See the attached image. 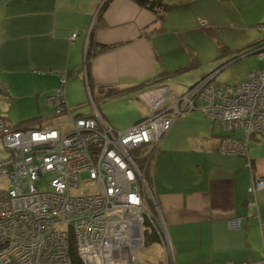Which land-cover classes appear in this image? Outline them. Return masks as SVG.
I'll return each instance as SVG.
<instances>
[{
	"label": "crops",
	"instance_id": "obj_1",
	"mask_svg": "<svg viewBox=\"0 0 264 264\" xmlns=\"http://www.w3.org/2000/svg\"><path fill=\"white\" fill-rule=\"evenodd\" d=\"M104 2L0 0V93H6L7 101L35 103L37 117L30 125L66 120V116L56 117L55 108L45 102V96L59 85V76L66 74L71 117L97 111L113 128L127 130L150 114L138 100L141 91L158 86L169 89L168 78L189 72L175 73L193 59L198 67L200 56L208 51L206 43L200 53L196 51L182 32L177 33L178 41H167L165 19L158 21L154 12L134 0H110L99 16ZM211 3L198 0L191 7L198 16L211 18ZM254 11L251 25L257 26L264 22V1ZM215 16L219 21L229 17ZM260 31L264 37V30ZM72 33L77 34L75 39L70 38ZM90 38L113 48L86 64ZM249 55L238 54L221 66ZM261 67L259 61L255 70ZM83 89L91 113L73 114L84 106ZM100 91L111 95L95 106L93 98ZM235 133L192 111L178 117L161 142L153 164V190L174 264H264V190L254 197L248 193L252 177H264V140L251 136L247 157L220 154L219 139ZM253 201L255 205L249 207ZM233 220L239 221L238 226H230ZM150 245L162 251L159 243Z\"/></svg>",
	"mask_w": 264,
	"mask_h": 264
},
{
	"label": "built area",
	"instance_id": "obj_2",
	"mask_svg": "<svg viewBox=\"0 0 264 264\" xmlns=\"http://www.w3.org/2000/svg\"><path fill=\"white\" fill-rule=\"evenodd\" d=\"M248 53H255L262 67L235 84H216L214 72L180 96L164 86L141 91L138 100L150 114L127 130L113 128L97 111L71 117L66 74L45 96L65 121L17 127L0 116V140L8 154L0 160V264H70V239L82 264H140L137 254L150 232L163 251L159 264H174L147 171L174 121L192 111L239 133L219 139L222 155L247 157L251 136L264 140V42ZM82 174L91 187L74 194ZM260 190L264 177H252L248 193L254 197Z\"/></svg>",
	"mask_w": 264,
	"mask_h": 264
},
{
	"label": "rangeland",
	"instance_id": "obj_3",
	"mask_svg": "<svg viewBox=\"0 0 264 264\" xmlns=\"http://www.w3.org/2000/svg\"><path fill=\"white\" fill-rule=\"evenodd\" d=\"M196 1L198 0H164L165 4L170 6V11L166 13L163 24L167 41H178L177 35L179 34L177 33L182 32L184 34L183 39H186L190 45H194L195 50L199 53L203 44L206 43L208 48V51L204 52L203 56H200L202 57V62H198V67L166 80L170 91L176 96L183 94L188 87L210 73L217 72L214 79L216 84L232 85L244 80L248 72L259 67V61L255 55L242 57L225 67L221 66V64L237 56L239 54V52H236L237 49L241 50L240 52L243 49L246 51L249 46L264 38L261 37L260 26L251 25L256 15L254 10H259L264 0H212V15L225 13L229 16L226 20L220 21L215 20L216 16L212 17V15L211 18L205 15L198 16L191 7L193 2ZM194 7L198 8L199 6ZM203 23L205 25L204 28L201 27ZM237 37L241 38L237 40ZM230 51L233 53L230 54ZM185 54L186 52L182 51V55ZM83 90L84 100L82 103L84 106L74 111L73 114L91 113L89 98L85 89ZM1 96L0 93V116L4 117L9 125L16 126L21 122L37 117V115H33L36 106L31 99H8L7 101V99L2 100ZM235 136H239V133H235ZM7 155L0 140V160L6 158ZM153 164L154 162L150 163L151 172ZM80 179V188L73 192L74 194L82 193L91 187V184L84 183L87 180L85 174H82ZM150 187L153 188V180L150 182ZM38 189L47 190L42 185L38 186ZM162 256L163 251L159 247L148 244L137 254V261L140 264H146L147 262L159 264L161 258H163Z\"/></svg>",
	"mask_w": 264,
	"mask_h": 264
},
{
	"label": "trees",
	"instance_id": "obj_4",
	"mask_svg": "<svg viewBox=\"0 0 264 264\" xmlns=\"http://www.w3.org/2000/svg\"><path fill=\"white\" fill-rule=\"evenodd\" d=\"M109 1L110 0H105V2L103 3L102 7L99 10V13H98L99 16H101L103 10L105 9V7H106V5H107V3ZM134 1L136 3H138L140 6L146 8V9H149L150 11L154 12V14L156 15L158 21H162L164 16L166 15V13L170 11V6L165 4L164 0H134ZM261 25H264V22L258 24L257 26H261ZM263 42L260 41V42L254 43L253 45L249 46L247 48V50L245 49L246 51H244V49H243L242 52H240L241 50L238 51L239 55H242V54L244 55V54L250 52L251 50L261 46L263 44ZM111 48H113V46L98 45L90 38L89 44H88V47H87L86 64H87L89 58L97 55L98 53H102L104 51H107V50H109ZM235 58H237V57H234L233 59H235ZM196 66H197L196 61L193 59L192 62L186 68L181 69V70H179V71H177L175 73H181L183 71H190V70L194 69ZM88 85H90V84L88 83ZM110 95L111 94H104V93L102 94V92L100 91L97 94V96H95L93 98L95 106L99 105V101H100L99 99L108 98ZM54 111H55V109H54ZM33 120H36V118H34L32 120H26V121H28L30 123ZM26 121L21 122V123L24 124ZM21 123L16 125V126L17 127L21 126L22 125ZM229 132L231 133V131H229ZM149 171H147V178H148V182L150 184V182H152L153 179H152V176H151V171H150V173H149ZM146 243H147V245L148 244L150 245V244H154V243H159V239L154 233L150 232L147 235ZM68 251H69L70 264H82L81 261L79 260V257L77 256L75 245H74L72 239H70V241H69Z\"/></svg>",
	"mask_w": 264,
	"mask_h": 264
},
{
	"label": "clouds",
	"instance_id": "obj_5",
	"mask_svg": "<svg viewBox=\"0 0 264 264\" xmlns=\"http://www.w3.org/2000/svg\"><path fill=\"white\" fill-rule=\"evenodd\" d=\"M246 54H251V53H246ZM246 54H244V55H246ZM2 95V94H1Z\"/></svg>",
	"mask_w": 264,
	"mask_h": 264
},
{
	"label": "water",
	"instance_id": "obj_6",
	"mask_svg": "<svg viewBox=\"0 0 264 264\" xmlns=\"http://www.w3.org/2000/svg\"><path fill=\"white\" fill-rule=\"evenodd\" d=\"M255 53H251L250 55H254Z\"/></svg>",
	"mask_w": 264,
	"mask_h": 264
}]
</instances>
